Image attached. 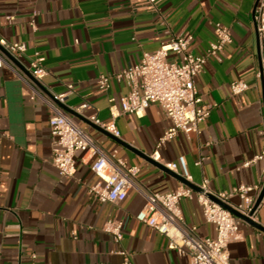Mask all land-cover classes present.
Listing matches in <instances>:
<instances>
[{
    "label": "crops",
    "instance_id": "0c3cea01",
    "mask_svg": "<svg viewBox=\"0 0 264 264\" xmlns=\"http://www.w3.org/2000/svg\"><path fill=\"white\" fill-rule=\"evenodd\" d=\"M258 0H0V36L22 41L26 51L0 67V262L2 264H190L188 256L168 247V238L135 216L145 200L130 189L120 203L100 202L88 192L97 181L90 152L75 155V173L62 177L51 164L48 119L51 110L30 99L20 78L30 79L26 65L39 51L48 73L38 86L51 95L66 94L64 108L107 153L127 166H138V184L149 192L173 190L185 181L195 191L206 179L211 191L241 183L264 186V160L244 161L264 150V32L254 18ZM12 16V19H8ZM36 28L32 29L30 21ZM230 29L232 41L209 57L194 83L208 117L188 135L179 132L165 143L160 158L151 157L171 120L159 104L143 116L121 111L130 87L111 78L101 90L100 74L113 75L139 62L171 37L190 32L189 50L206 51L215 40L214 22ZM170 59H177L173 53ZM22 66V67H21ZM25 68V69H24ZM243 80L248 89L232 94L229 84ZM72 84L69 91L66 86ZM82 104L87 107L80 108ZM111 122L119 132L104 128ZM184 156L188 177L178 157ZM176 163V169L168 164ZM188 186V185H186ZM240 201L233 195L231 202ZM184 221L199 237H214L195 199L179 202ZM109 218L123 222L120 243L104 232ZM236 217L240 237L229 243L230 264H264V195L252 219ZM260 226V227H259Z\"/></svg>",
    "mask_w": 264,
    "mask_h": 264
},
{
    "label": "built area",
    "instance_id": "2783aa9c",
    "mask_svg": "<svg viewBox=\"0 0 264 264\" xmlns=\"http://www.w3.org/2000/svg\"><path fill=\"white\" fill-rule=\"evenodd\" d=\"M153 2L154 0H148ZM12 19V16H8ZM254 18L259 34L264 32V0H258ZM30 25L35 30L34 20ZM215 40L206 51L196 54L189 50L193 38L190 32H183L171 37L152 52H143L138 63L127 66L113 75L100 74L97 87L107 90L111 78L124 81L130 87L128 93L121 99V111L129 112L137 117L144 115L146 108L153 103L159 104L165 115L171 120V125L158 138L151 154L154 160L160 158V150L167 141L179 132L188 135L198 130V124L203 122L210 113V105L203 102L195 87V77L200 74L209 57L220 60V52L226 44L232 41L230 29L221 22H214ZM0 46L10 54L19 58L26 51L22 41H7L0 36ZM264 49V46H262ZM173 53L177 59H170ZM264 62V61H263ZM10 65L0 51V67ZM33 79L41 82L48 70L42 64L39 51H34L25 66ZM30 89V99H39L51 110L48 119L52 143L51 164L62 177H72L75 173V155L78 152H90L94 156L91 170L97 181L88 187V192L100 202L120 203L130 189L136 190L145 200L143 207L135 218L168 238V247L177 249L180 254L188 256L190 264H230L229 243L240 237L236 216L221 203L231 206L241 214L253 219L256 209L254 193L260 190L257 184H244L227 191H211L208 180L204 179L195 191L189 186L180 185L165 192H149L136 181L138 166H127L115 154L107 153L65 110L66 94L64 92L48 95L44 93L34 80L18 74ZM264 81V65L260 72ZM232 94H239L248 89L243 80H234L229 84ZM66 88L71 91L72 84ZM87 107L82 104L80 108ZM107 131L118 136L119 132L111 122L104 125ZM258 160H264V150L244 161L239 167L249 166ZM182 166L184 178L188 177L184 156L178 157ZM168 168L176 169V163L168 164ZM233 195L240 201L231 202ZM182 198L195 199L202 208L205 222L215 226L214 237H199L193 225L184 221L179 202ZM123 222L117 218H109L103 224V231L108 233L113 242L118 244L122 239ZM117 252L122 256L120 264H132L131 253L125 249ZM0 264H2L0 262Z\"/></svg>",
    "mask_w": 264,
    "mask_h": 264
},
{
    "label": "water",
    "instance_id": "95a60500",
    "mask_svg": "<svg viewBox=\"0 0 264 264\" xmlns=\"http://www.w3.org/2000/svg\"><path fill=\"white\" fill-rule=\"evenodd\" d=\"M0 50L10 59V60H12L14 63H17L18 64V62H17V60L15 59V57L12 55V54H10L8 51H6L4 48H2L1 46H0ZM22 67V66H21ZM25 69V68H24ZM28 74H29V76H30V78L32 79V80H34L33 79V77L31 76V74L28 72ZM35 81V80H34ZM36 82V84L38 85V86H40V82H37V81H35ZM66 110V109H65ZM67 112L68 113H70V114H73L72 112H70L69 110H67ZM185 184L186 185H188V186H191V187H193L192 186V184H190V183H188L187 181H185ZM263 195H264V186H263V188L261 189V191H260V193H259V195H258V197L256 198V200H255V203H254V206H253V210H255L257 207H258V205L260 204V202H261V200H262V197H263ZM224 207H226V208H228L236 217H239V218H241V219H243L244 221H246V222H248V223H250V224H253V225H255V226H258V224H256L251 218H249L248 216H245V215H243V214H241L240 212H238V211H236L234 208H232L231 206H229V205H226V204H224V203H221ZM260 227V226H259ZM261 229H264V228H261Z\"/></svg>",
    "mask_w": 264,
    "mask_h": 264
}]
</instances>
